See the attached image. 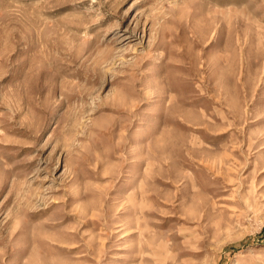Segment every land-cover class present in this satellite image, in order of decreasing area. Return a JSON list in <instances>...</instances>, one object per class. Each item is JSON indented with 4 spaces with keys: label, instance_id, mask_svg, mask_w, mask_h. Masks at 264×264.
<instances>
[{
    "label": "rangeland",
    "instance_id": "obj_1",
    "mask_svg": "<svg viewBox=\"0 0 264 264\" xmlns=\"http://www.w3.org/2000/svg\"><path fill=\"white\" fill-rule=\"evenodd\" d=\"M0 264H264V0H0Z\"/></svg>",
    "mask_w": 264,
    "mask_h": 264
}]
</instances>
